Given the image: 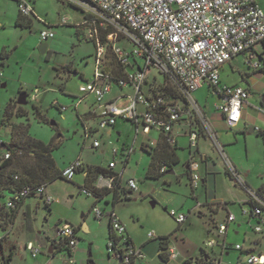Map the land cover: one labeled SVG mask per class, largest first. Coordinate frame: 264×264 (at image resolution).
Segmentation results:
<instances>
[{
  "label": "built area",
  "instance_id": "obj_1",
  "mask_svg": "<svg viewBox=\"0 0 264 264\" xmlns=\"http://www.w3.org/2000/svg\"><path fill=\"white\" fill-rule=\"evenodd\" d=\"M80 9L85 14L83 24H89L90 37L94 43V71L92 78L80 84L78 89L81 97L74 96V107L92 95L94 104L101 107L97 114L90 108L89 114L97 118V127L106 128L122 118L140 125L142 131L158 130L165 142L170 146L176 143L179 133L178 124L185 121L184 134L187 136L189 160L187 169L192 188L200 183L198 173L199 161L194 159L198 148V138L207 136L216 149L223 153L209 121L201 107L192 97V92L207 84L219 103L216 105L227 127L232 129L241 119L242 105L249 98V90L239 85H228L220 80V67L234 58L243 56L244 66L257 72L264 63V12L258 5V0H64ZM19 15L22 19L33 16V7L26 1L17 2ZM62 23H65L63 21ZM107 32L105 39L101 34ZM53 37L49 29L39 31L40 42H46ZM120 42L123 44L120 46ZM261 46V49L257 48ZM111 56L120 73H112L106 67V59ZM155 70L160 76L159 81L153 76L150 82L147 78ZM112 85L129 86L133 93L129 96V105L123 109L116 107L115 101H105V95ZM168 88L166 93L164 88ZM39 94L34 89L31 100ZM89 129V128H88ZM84 126L85 138L90 137V129ZM256 132L258 127H254ZM2 141H0V144ZM93 147L99 146V141H92ZM130 148L128 152H131ZM115 152V149L113 150ZM9 158V153L2 156ZM115 163L110 162L106 173H99L91 187L80 189L86 196H97L98 191L119 189L116 181L120 173L113 172ZM226 172L245 191L246 200L241 212L244 221L260 238H255L248 248L242 244H232L231 247L245 252L248 257L245 264H264V254H254L260 240H264V194L250 188L236 168L228 161ZM83 165L79 160L69 164L62 170V177L72 180L74 174ZM165 165L160 168L163 172ZM126 188L130 191L137 188L136 181L128 178ZM39 196L45 206L51 203V197L45 193V186L32 188L23 186L5 200L7 208H16L19 202L28 195ZM93 214L97 219L107 217L111 237L107 240L106 250L109 256H114L118 264H134L143 258L140 248L129 242L124 224L113 211L104 213L94 206ZM169 214L180 225L185 221V215L171 209ZM235 221L232 213H227L221 223L213 225L215 238H209L204 243L205 249L216 245L220 247L219 256H214L205 250L199 264H221L223 252L229 245L226 240L228 224ZM76 227L70 223H58L55 235L50 245L51 249L63 256L64 264H72L71 252L75 249L78 238ZM153 232L148 233L152 238ZM25 249L32 257L42 252L41 245L32 242L25 244ZM169 260L177 258L174 248L167 251ZM240 264V263H239Z\"/></svg>",
  "mask_w": 264,
  "mask_h": 264
},
{
  "label": "rangeland",
  "instance_id": "obj_2",
  "mask_svg": "<svg viewBox=\"0 0 264 264\" xmlns=\"http://www.w3.org/2000/svg\"><path fill=\"white\" fill-rule=\"evenodd\" d=\"M25 1L33 7L34 11L33 16H29L31 20L29 26L24 25V23H28V20L22 19L19 15L17 0H0V141L6 144L12 141V124H29L28 132L33 138L44 143L53 140L58 145L52 151V157L58 169H64L76 160L83 164L99 163L102 165L108 164V161L111 160L117 165L116 169L119 172L122 171L124 157L121 156V151L115 155L113 150L116 145L120 146L121 140L125 139L128 141L127 143L132 142L135 135L134 127L119 119L117 127L123 130L122 136H118L116 132L111 133L110 136H106L104 133L100 135V132H97L93 136L98 138L100 146L92 148L93 138H85L84 126L94 125L97 127V122L90 118H83V116L88 107L94 103V98L92 95H87L77 107L73 105L77 100L73 97L82 95L78 89L79 85L92 78L95 67V47L90 36L87 34L84 37H77L74 26L62 23L63 21L82 19L81 10L64 0ZM17 22H21L24 26ZM43 29H49L53 33V37L44 42L47 48L44 53H41L39 31ZM122 44L123 42H120L119 45ZM257 49L260 50L261 46ZM112 59L111 56L106 59L107 69L109 63H113ZM64 65H69L72 71L77 70L78 74L74 76L72 75L74 72L68 73L60 69ZM246 69L239 58L230 60L220 68L222 83L239 82L241 74ZM153 76H156L157 81L161 79V76L152 70L147 82H150ZM247 79L250 86H255L252 88L250 98L259 102L264 94V80H258L252 84L250 79ZM203 86L208 85L204 84ZM205 88L206 90L202 89L200 93V97L203 99L201 102L214 108V104L219 100L207 87ZM34 89L39 90L35 101L31 100ZM22 92L26 94L27 103L18 105L17 96ZM113 92L118 93L117 87H113ZM8 102H10L9 108L15 113L9 118L4 114ZM129 103V98L123 97L116 102V107L123 109ZM33 105L40 108L47 122H38L35 119ZM99 112L100 110H97V114ZM50 122H54V124L52 125ZM118 137L121 140H118ZM3 152L4 148L0 147V156ZM134 154H136V158L141 154L138 144ZM180 157L181 161L175 166V176L172 177L180 175L182 181L174 187V198L179 203H183L185 200L186 207L189 204H195L196 200L192 197L186 177L183 175L182 160L186 157L185 152L181 151ZM253 162L248 165L253 174L257 170L264 171L263 158ZM142 165L138 160H131L125 166L123 180L134 179L137 190L130 194L128 202L119 205L127 219L128 229L133 232L132 235L136 242L144 243L148 241L147 234L149 232L154 234V238L149 239L152 241L148 246L154 254L150 256L148 252H145V258L141 264H161L156 254L158 241L156 237L160 236H168V249L174 248L178 253L177 259L169 260L166 264H196L195 258L200 256L201 249L214 256H219L220 247L218 245L215 244L212 250L204 248V243L209 238H215V234H211L207 229L211 221L206 217L190 214L186 222L179 225L169 214L171 209L178 214L176 209L178 206L169 205L168 210L164 209L160 202L162 196L153 191L155 186L157 184L161 186V183L145 179ZM137 169L139 170L136 171ZM84 186L82 173L79 171L74 174L72 180L56 179L48 185L49 193L55 200L51 211L45 207L39 196H32L27 200L32 213L31 218L27 219L19 214L14 226L12 223L5 225L0 223V236H2V238L0 237V264H6L5 259L10 252L12 257L9 264H64L63 257L47 252L50 241L55 235V225L67 221L78 226L82 223L85 215L88 216L91 231L87 235L81 231L78 232L80 242L84 247L77 262H72V264H88V257L94 264H110L111 257H108L106 250L107 217L101 219L93 217L90 204L95 198L93 196L86 197L80 193V189ZM224 186L226 192H231L234 188L232 182L228 180L224 181ZM104 202V200H99L96 205L106 213L110 209L107 208L109 205H105ZM151 202L154 204L152 205ZM232 206L234 207V205ZM237 208L236 217L242 226L239 234H232L230 231L227 241L231 244L240 243L248 248L255 238L260 237L244 221L241 208ZM184 211L187 213L186 209ZM222 216L224 215L220 214L217 220L220 221ZM5 230L6 232H4ZM1 232L6 233V236H3ZM7 234L9 235L7 236ZM27 241H32L35 245H38L39 242L43 248L42 252L36 257H32L25 249ZM89 241H92L91 246ZM260 241L261 243L256 248L264 254V240ZM251 252L255 255L258 254L256 250ZM185 256L188 259L181 262ZM247 257L245 252L231 247V249L228 248L226 254L222 255L221 264H245ZM189 259L191 261H188ZM111 264H115V261L112 260Z\"/></svg>",
  "mask_w": 264,
  "mask_h": 264
},
{
  "label": "crops",
  "instance_id": "obj_3",
  "mask_svg": "<svg viewBox=\"0 0 264 264\" xmlns=\"http://www.w3.org/2000/svg\"><path fill=\"white\" fill-rule=\"evenodd\" d=\"M18 1H20V0H17V2ZM23 1H25V0H23ZM258 5L262 10H264V0H258ZM81 14H82V19L77 20V21H75V20L74 21H67V22L65 21V23H63V24H69L71 26H74L75 27V35L77 37H81V36L84 37L87 34L90 36L89 25L82 23L85 20L86 16L82 11H81ZM27 20H28V23H24V25L26 24L27 26H29L31 23V20L29 18ZM234 58H239L241 60V63L243 64V56L242 55L235 56ZM234 58H232V59H234ZM228 62H226V63H228ZM76 71L77 70H75L72 75H74V74L77 75L78 73ZM247 78L250 79L252 84H255L258 80H264V73L260 72V71L252 72V71L246 69L241 74V80L239 82L228 84V85H239V86L245 87L249 90V98L242 105V108H241V119L236 124V126L232 129H229L227 127L222 115L220 114V112L218 111V109L216 107V105H218L219 101H217L214 104V108H211L206 103L201 102V100H203L200 97L201 90L202 89L206 90L205 87H207L208 90L210 91L209 86H203L202 85L198 89H196L195 91L192 92V97L201 107L205 117L207 118L211 127L213 128L215 136H216V140H217L218 144L220 145L221 150L223 151V153L218 151L216 149L215 145L213 144V142L207 136H205V135L199 136L198 148L196 149L195 154H194V159L199 161L198 173L200 175V183L197 186V188L191 187L190 176H189V172L187 169V162L189 160V155H190L189 153L190 152H189V148H188L187 136L184 134V131L186 128L184 120H182L180 122V124H178L179 133L176 135V143L174 146H166V144L164 143V140H163V136L158 130L151 128V129H149V131L147 133H144L142 131V128L140 125L136 126L134 123L129 122L127 120H124L122 118H118L114 125L103 128V129L95 127L94 125L90 126V127L86 126L87 129L88 128L90 129V137H88V138H93V140L94 139L98 140V138H94V136H93L97 132H100V135L104 133L106 136H110L111 133L114 134L116 132L118 134V136L121 137L123 134V130L117 127V121L119 119H122L123 121L130 123L134 127L135 135L132 139V142L127 143L128 142L127 140H125V139L121 140L120 137H118V140H121L122 143L120 144V146L116 145L115 152H113L115 155H117V153L121 151V156L124 157L123 168H122L123 170L119 172L116 169V166H117L116 164L114 165V167L112 169L113 172L120 173V175H121L120 187H119V193H120L119 196L120 197L117 199L116 202L113 203L112 202V200H113L112 192H110L108 194L102 195V197L100 199H95L90 204V211H92L93 207L97 206L96 205L97 201L104 200L105 205H109V207H107V208L110 209V211H113L116 214V216L118 217V219L124 224L126 234L128 235L129 239L131 240V243L134 246L140 248L141 252L143 253V258L136 260L134 262V264H141V261L145 258V255H146L145 252H148L150 256H152L154 254V252H152V249L148 248L150 242L152 241V240H149L150 239L149 237H148V241H146L144 243L143 242L140 243V241H139V243L136 242V239H134L133 235H132L133 232L128 229V224L126 223L127 219L119 207L120 204H122L124 202H128L130 200V194H132L134 191L137 190V188H136L135 190L130 191L127 194L126 198H123L121 196V189H123L124 191H129L126 188L125 180H123V171L125 169V166H127V164H129V162L131 160H135V161L138 160L140 162V164H143L141 167L144 168V178L145 179L153 180V181H160L161 186L157 184V186H155V189L153 191L162 196L160 198L161 199L160 202L163 204L165 210H168L169 205H173L176 207L178 206V208H176L178 210V212L181 214H184L186 217L184 222H186V220L188 219V216L190 214L206 217V218H208V220L211 221L209 227L207 228L208 232H210L211 234H215L213 225L215 223H221L225 219V216L227 213L234 214L235 221L228 224L226 237H225V240L228 244H230L229 248L231 249L232 244L227 241V236H228L230 231L232 232V234L233 233L239 234V230H240V227L242 226V224H240L237 220V217H236L237 211L236 210H238L237 207H240L242 209V206L246 200V193L241 187L236 186L234 181L227 175L226 166H225L226 162L228 161L230 164H232L236 168L238 173L242 176L243 180L245 181V183L250 188H253L256 190L259 188H262L264 190V171L257 170V171H254L255 173L253 174L252 171L250 170V168H248L249 163L253 162L254 160L256 161L259 158L264 159V106L262 105L261 100L259 102H256L250 98L251 91L253 90L252 88L255 86H250L249 80ZM220 80H221V77H220ZM113 87H117L118 93L113 92ZM132 93H133V90L129 86L121 88L119 86H113L112 85L110 88V91L105 95L104 100L117 102L120 98L127 97V96L131 95ZM166 93H168V91H166ZM90 108H94L95 112H97V110H101L100 106L93 103L90 107H88V110L84 114L83 118H86V119L90 118L92 120H96V122H97V118L93 114H89ZM78 116H79V114H78ZM254 127H258L259 131L256 132L254 130ZM99 129H102V130H99ZM137 144L139 145V149L141 151V154L138 156V158H136V154H134L136 151V145ZM99 146H100V142H99ZM91 147L92 148H98V147H93L92 143H91ZM130 148L132 149V151L128 152V150ZM164 149L167 152L171 153L170 156H168V157L165 156L166 158L165 157L164 158L167 159V161H170L173 159L174 161H176V163L172 164L171 167H167V169L162 172L163 173L162 176H160L159 178L146 177V172L149 168V164H150L151 159H152V153L154 151H156V152L160 151L159 155L163 156V153L161 151H163ZM181 151H183V153L185 152V154H186V157L182 160L183 161V163H182L183 164V175L186 177L187 185L189 186V188L191 190L192 197L194 198V200H196L195 204H193V205L189 204L186 207H185V200L183 203H179V201L177 202L176 199L174 198V195H175L174 187L176 185L180 184V182L182 181V176L179 175L178 177H175V178L172 177V176H175V174H174L175 166L177 164H179L181 161V157H180ZM110 162H113V161L109 160L108 164ZM81 164L83 165V168L81 170H79V172L82 173V181L84 184H85L86 168L88 166H100V167H103L105 170L108 166V164L102 165L99 163H88V164L87 163H85V164L81 163ZM62 170L63 169H61V171ZM138 170L139 169H137L136 171H138ZM224 179L226 181L228 180V181L232 182V184L234 185V188H232L231 192H226L225 186H224V181H225ZM45 193L51 197L50 205L45 206L48 208L49 211H51V208L54 205L53 203L55 202V200H54V197L52 196V194L49 193L48 186L45 187ZM86 197H89V196H86ZM235 198H237V199H235ZM28 199L29 198H26L23 201V203L20 205V207L18 208L16 216L12 222L13 226H14L15 222L17 221L19 214H21L22 216H25V218H27V219L31 218L32 213H31V209L29 207V204L27 203ZM155 199H156V196H155ZM151 203H152V205L154 204V202H151ZM232 205H234V207ZM184 209H186L187 213L184 211ZM92 213H93V211H92ZM220 214H223L224 216H222V219L220 221H218L217 217ZM93 217H95V216H93ZM65 222H67V221H65ZM56 225H57V223H56ZM56 225H55V227H56ZM106 225H107V233H106L107 237H106V239L108 240V238H109V221H108V218H107ZM75 227H76V232H77L76 235L78 238V242H77L75 249L71 252V259L73 260V262H75V261L77 262V258L80 256L81 252L83 251V247H84V245L80 242L81 239L78 236V232L81 231L87 235V234H90V231H91V225L88 222V216L85 215L83 220H82V223H80L78 226H75ZM244 229H246V228L244 227ZM4 232H6V230ZM4 232H1V233H3L2 234L3 236L4 235L6 236V233L4 234ZM8 235L9 234H7V236ZM147 236H148V234H147ZM0 237L2 238V236H0ZM152 238H154V237H152ZM38 240H39V238H38ZM154 241H157V240H154ZM27 242H32V241H27ZM50 243H51V241H50ZM260 243L261 242H259V244ZM38 244H39V242H38ZM235 244H240V243H235ZM89 245L90 246L92 245V241H89ZM90 246H89V249H91ZM48 250H49V247H48ZM252 250H256L258 253H261L259 251V249L256 247L251 248V251ZM160 252H161V250L159 248V241H157L156 254L158 255V257H159ZM226 252L227 251L223 252V254H226ZM48 253H53V254L57 255V253L54 252L52 249H51V252H48ZM220 253H221V250H219V254ZM58 255L63 257L61 254H58ZM108 257L109 258L111 257L112 260L115 261V264H118V260L116 257L109 256V255H108ZM199 257L200 256L196 257L195 261ZM111 258L109 259L110 264L112 263ZM177 258H178V253H177ZM177 258H175V259H177ZM89 259H90V257H88V260H87L88 264H89ZM186 259H188L187 256L182 258L181 262L185 261ZM159 260H160V258H159ZM168 261H169V259L167 260V262ZM188 261H191V259H189ZM160 262H161V264L167 263V262H163L161 260H160Z\"/></svg>",
  "mask_w": 264,
  "mask_h": 264
},
{
  "label": "trees",
  "instance_id": "obj_4",
  "mask_svg": "<svg viewBox=\"0 0 264 264\" xmlns=\"http://www.w3.org/2000/svg\"><path fill=\"white\" fill-rule=\"evenodd\" d=\"M17 24L23 26L21 22H17ZM106 34L107 32L101 34V40L105 39ZM111 61H113V63L108 62L109 63L108 69H110L112 73L115 72L119 74L121 68L118 67L114 59H112ZM60 69H63L68 73H71L72 71L70 70V66L68 65L61 66ZM74 71L75 70H73L72 72ZM259 71L264 73V63ZM163 90L169 92V89L166 87ZM9 107H10V102L7 103L4 112L5 117L7 118L15 114L13 113L12 109H10ZM33 110H34V117L38 122H47V119L44 117L39 107L33 105ZM28 127L29 124H19V123L12 124L11 125L12 141L9 142L8 144L4 142L0 144L3 145L4 148V152L0 156V223L4 225L11 224L13 222L18 208L26 198L35 196L33 194H30L26 198H23L19 202L16 208H7L5 205V200L16 190L20 189L23 186H30L32 188L38 186L46 187L56 179L63 178L62 171L58 169L52 157V151L58 145L54 143L53 140H51L48 143H44L40 140L33 138L31 135H29ZM164 143L166 144V146H170L165 142V140ZM9 145H11L10 148L8 147ZM161 152L163 153V156L159 155L160 151L159 152L154 151L152 153V159L149 164V168L146 172V177L159 178L163 174L162 172H160V168L163 165H165L166 167H171L172 164L176 163V161H174L173 159L170 161H167V159H165L166 157L170 156L171 153L167 152L165 149ZM5 153H9V158L2 160V156ZM106 172L107 171L103 167L88 166L86 168L85 186L90 188L96 176L99 173H106ZM227 175L229 176L228 173ZM119 181L120 179L116 181L117 185ZM234 183L235 185L239 186L235 181ZM257 191L264 194V190L262 188L257 189ZM110 192H112V196H113L112 202L114 203L120 197L119 189L116 188L112 191L105 189L102 191H98L96 193L97 196L102 197V195L108 194ZM129 192L130 190L124 191L123 189H121V196L123 198H126ZM110 237H111V231L109 225V238ZM157 239L159 241V248L161 250V252L159 253V258L161 261L167 262L168 236H160L157 237ZM129 242L131 243L130 239ZM205 254L206 252L204 251V249H201V255L199 258L196 259L195 263L199 264L201 257L205 256ZM11 257H12V253L10 252L8 257L5 259L6 264H9Z\"/></svg>",
  "mask_w": 264,
  "mask_h": 264
},
{
  "label": "water",
  "instance_id": "obj_5",
  "mask_svg": "<svg viewBox=\"0 0 264 264\" xmlns=\"http://www.w3.org/2000/svg\"><path fill=\"white\" fill-rule=\"evenodd\" d=\"M39 50L41 53H44L46 51V44L45 43H42L39 45ZM75 76V74H74ZM4 86V84H3ZM27 103L26 101V94L25 93H20L18 96H17V104L18 105H25ZM261 103L262 105L264 106V94L262 96V99H261ZM50 124H54V122H50ZM0 147H3V145H0ZM9 148L11 147V145L8 146ZM48 252H51V245L49 246V250ZM89 264H93L91 261H89Z\"/></svg>",
  "mask_w": 264,
  "mask_h": 264
}]
</instances>
